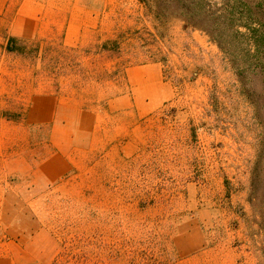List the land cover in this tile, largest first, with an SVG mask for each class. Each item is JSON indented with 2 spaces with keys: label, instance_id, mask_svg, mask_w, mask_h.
I'll return each mask as SVG.
<instances>
[{
  "label": "rangeland",
  "instance_id": "obj_1",
  "mask_svg": "<svg viewBox=\"0 0 264 264\" xmlns=\"http://www.w3.org/2000/svg\"><path fill=\"white\" fill-rule=\"evenodd\" d=\"M42 3L71 11L78 42L46 17L6 45L0 264H264V0ZM140 66L171 98L107 109ZM32 92L53 108L35 128ZM59 155L72 168L54 178Z\"/></svg>",
  "mask_w": 264,
  "mask_h": 264
},
{
  "label": "crops",
  "instance_id": "obj_2",
  "mask_svg": "<svg viewBox=\"0 0 264 264\" xmlns=\"http://www.w3.org/2000/svg\"><path fill=\"white\" fill-rule=\"evenodd\" d=\"M42 2L43 0H0V82L2 72L7 69V64L9 63V59L6 58L8 41L10 39L15 41L32 40L44 35V18L63 17L68 19L67 27L64 31V43L75 45L78 42V40L69 39L72 24L71 18L73 17L71 11L66 9L44 10ZM14 61L17 62V60ZM151 68L140 66L126 69L125 75L130 87V93L108 100L106 108L110 111L133 108L135 113L141 117L169 100L172 96V91L167 83L160 79V69L155 66ZM29 98V105H27L26 114L23 116L27 127L35 128L41 124L50 123L52 121L53 108L45 104L44 97L42 98L40 94L32 92ZM43 110L45 112L46 110L48 111L42 115L41 111ZM43 164V167L50 170H61L54 178L63 175L72 168V160L63 155L48 157ZM41 166L42 164L39 163L38 168H41Z\"/></svg>",
  "mask_w": 264,
  "mask_h": 264
},
{
  "label": "trees",
  "instance_id": "obj_3",
  "mask_svg": "<svg viewBox=\"0 0 264 264\" xmlns=\"http://www.w3.org/2000/svg\"><path fill=\"white\" fill-rule=\"evenodd\" d=\"M237 27L248 28L246 25H237ZM236 32L239 33L238 30H236ZM218 42H219V41H218ZM109 44H110V43H104V44L101 46L102 51H109V50H111L110 48H108ZM8 49H9V48H8ZM113 49L115 50V48H113ZM113 49H112V50H113Z\"/></svg>",
  "mask_w": 264,
  "mask_h": 264
}]
</instances>
